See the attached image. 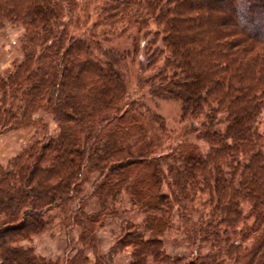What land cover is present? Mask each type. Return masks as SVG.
<instances>
[{
  "label": "trees",
  "instance_id": "trees-1",
  "mask_svg": "<svg viewBox=\"0 0 264 264\" xmlns=\"http://www.w3.org/2000/svg\"><path fill=\"white\" fill-rule=\"evenodd\" d=\"M92 2L95 27L137 29L131 50L74 33ZM4 20L25 32L22 60L0 72V133H32L0 165V264H112L128 247L131 264H264V0H0ZM129 58L156 70L151 94L180 103L205 150L174 144L164 119L130 98ZM125 195L143 219H124L105 253L98 229L125 211ZM56 217L64 258L23 244ZM171 231L189 253L165 250Z\"/></svg>",
  "mask_w": 264,
  "mask_h": 264
},
{
  "label": "rangeland",
  "instance_id": "rangeland-1",
  "mask_svg": "<svg viewBox=\"0 0 264 264\" xmlns=\"http://www.w3.org/2000/svg\"><path fill=\"white\" fill-rule=\"evenodd\" d=\"M81 4L85 0H80ZM89 8L86 12H81L79 22L77 25H72L74 33L77 35H85L86 37L96 34L99 36V40L107 47H114L120 50H131L133 48L132 34L136 33L137 29L130 27L127 28L128 23L122 22L117 26H110L106 24H101L95 27L97 21H99V14L95 7V3H89ZM154 28V25L152 26ZM24 27L21 24L13 23L9 20H4L2 26L0 27V72L5 73L7 70L14 67L15 62L22 60L21 39L24 34ZM124 72L127 82L128 92L132 100L138 101L142 105V110L147 111V113L160 115L170 132L174 144L178 142H188L195 143L200 148L206 149V144L199 140L195 132H189L186 123L180 122V112L181 105L178 101L172 99H160L154 97L149 89L148 77L152 75L156 70L153 69H143L140 64V60L131 58L126 59L124 62ZM1 95V94H0ZM39 115L49 124V131L54 132L56 129V124L52 120L50 114L47 112H40ZM259 128L264 133V109L260 116ZM32 130L29 128H24L22 133L15 134L17 137L20 135L18 144L12 142L13 138L8 141L0 140L5 144L1 145L0 149H4L8 153L6 155L8 158L16 154L17 149L24 146L30 139ZM167 137L165 141L170 140ZM7 142V144H6ZM165 145V144H164ZM20 146V147H18ZM3 150H0V154ZM264 151V146H263ZM4 152V151H3ZM1 160V159H0ZM90 184H87V189L90 188ZM121 208L125 211L118 216L108 217L103 226L98 229L99 236L101 239V247L103 252H108L110 247L114 244L117 236H122V221L124 219H131L137 223H140L143 219V214L139 213L135 207L132 206L131 200L128 195H125L124 200L121 203ZM51 213H56L55 211ZM139 231L143 232L146 236L148 233L145 231L144 227H140ZM79 229L75 228L70 235L71 239H78ZM69 236L66 233L64 225L61 223L60 218L56 217L51 228L46 230L44 233L33 236L32 240L24 241L25 246H32L35 248L36 252L40 255H44L50 259L64 258L66 256L67 242ZM81 247V244H77ZM164 247L165 250L170 255L175 254H186L190 251V244L186 237L180 232L171 231L164 237ZM132 251L131 247L126 248L123 251H118L114 256L112 264H131L130 253ZM202 253L208 251V247L203 248ZM76 249L70 250V254L73 255ZM92 262H94V255L92 251H88ZM188 256L186 263L194 262V257ZM60 264H65L61 262ZM148 264L152 263V258L149 260ZM223 264V262H222ZM224 264H233V261L225 258Z\"/></svg>",
  "mask_w": 264,
  "mask_h": 264
},
{
  "label": "crops",
  "instance_id": "crops-1",
  "mask_svg": "<svg viewBox=\"0 0 264 264\" xmlns=\"http://www.w3.org/2000/svg\"><path fill=\"white\" fill-rule=\"evenodd\" d=\"M1 96V95H0ZM22 130L23 129H19V130H10V131H7V132H4V133H0V140L4 141H8L9 139L11 140L13 138V141L14 143L18 144V140L20 139V135L17 137L15 134H20L22 133ZM19 138V139H18ZM1 142V141H0ZM7 144V142H6ZM1 145L2 146H5L4 143L1 142ZM20 147V146H18ZM24 146H22L21 148L17 149L16 151V154L13 155L12 157L8 158V156L6 155V153H8L7 151H5L7 149V147L5 146V150L4 149H0V150H3L2 153L0 154V165H5L7 164L13 157H15L23 148Z\"/></svg>",
  "mask_w": 264,
  "mask_h": 264
}]
</instances>
